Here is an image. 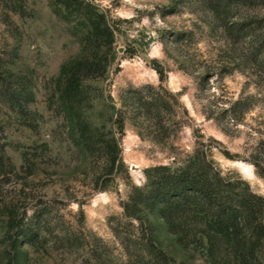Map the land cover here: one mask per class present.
<instances>
[{"label":"rangeland","instance_id":"rangeland-1","mask_svg":"<svg viewBox=\"0 0 264 264\" xmlns=\"http://www.w3.org/2000/svg\"><path fill=\"white\" fill-rule=\"evenodd\" d=\"M78 3L25 0L6 23L0 0V80L15 93L14 103L0 97L9 172L0 185V264H122L111 228L127 229L121 203L145 184L146 170L182 164L196 142L264 198L251 164L264 167V64L248 58L250 42L230 35L208 0ZM88 15L103 16L113 33L94 61L109 62L103 76L83 81L81 104L68 114L58 78L65 66L80 67ZM233 16L231 23L264 25V2L244 0ZM89 46L93 56L97 44ZM137 97L158 98L167 110L142 117ZM113 137L122 159L114 168ZM156 224L178 262L203 264Z\"/></svg>","mask_w":264,"mask_h":264},{"label":"trees","instance_id":"trees-1","mask_svg":"<svg viewBox=\"0 0 264 264\" xmlns=\"http://www.w3.org/2000/svg\"><path fill=\"white\" fill-rule=\"evenodd\" d=\"M24 1L2 0L6 23H12L11 15L23 11ZM58 1L68 7L73 3L79 7L82 5L78 0ZM243 2L208 0L210 11L230 35L250 42L248 58L263 65L262 19L257 20L254 26L230 22L234 19V11ZM93 16L84 17L88 31L82 55L76 61L80 67L67 65L58 78L60 99L68 114L74 113L76 106L81 104L83 81L90 76L101 77L107 71L109 61L106 58L97 65L94 61L99 53H103L104 47L111 46L113 33L103 16ZM93 41L97 44V52L90 56L89 45ZM164 83L160 75V88ZM9 90L0 80V97L15 95ZM7 99L14 103L11 96ZM136 99L142 117L147 118L154 112L159 117L167 110V103L158 98ZM117 113L121 118L123 112L120 110ZM109 143L107 162L112 168L122 165L118 139L113 137ZM196 143L193 153L182 164L175 167L160 165L146 170L145 184L133 185L128 199L121 203L127 229H120L121 222H117L116 226L111 224V228L122 245L125 257L122 264H186L185 260L178 262L164 250L155 234L156 223L163 226L183 252L198 253L203 264H264V198L255 193L240 174L233 171L224 173L214 160L212 150ZM6 161L8 158L0 152V185L5 183L4 179L9 174ZM251 164L264 180V167L258 161ZM113 220L116 221V218Z\"/></svg>","mask_w":264,"mask_h":264}]
</instances>
